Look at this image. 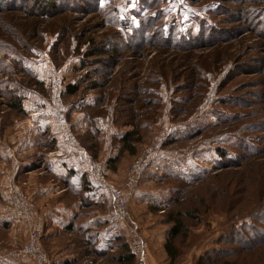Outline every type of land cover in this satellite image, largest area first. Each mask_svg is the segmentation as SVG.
<instances>
[{
	"label": "rangeland",
	"instance_id": "rangeland-1",
	"mask_svg": "<svg viewBox=\"0 0 264 264\" xmlns=\"http://www.w3.org/2000/svg\"><path fill=\"white\" fill-rule=\"evenodd\" d=\"M61 89L74 151L51 114ZM54 149L79 161L73 177L49 173ZM79 153L126 193L129 220ZM16 192L33 219L4 211ZM58 201L71 234L45 223ZM177 216L174 264H264V0H0V264H39L23 254L33 222L52 264L65 249L71 264H138L118 260L134 228L148 264H167Z\"/></svg>",
	"mask_w": 264,
	"mask_h": 264
},
{
	"label": "built area",
	"instance_id": "built-area-1",
	"mask_svg": "<svg viewBox=\"0 0 264 264\" xmlns=\"http://www.w3.org/2000/svg\"><path fill=\"white\" fill-rule=\"evenodd\" d=\"M64 93L63 89L57 91V100L60 106L51 108V114L54 120L57 122L61 136L67 146L74 151L77 149V138L75 134L68 130V121L65 115L64 106L62 105L61 95ZM81 163L84 164L85 170L90 177L104 186L106 189L110 190L112 194V198L114 201V214L116 218H118L122 222H126L125 220H129V209L126 205L128 198L126 197V193L121 189L117 188L108 179L105 177L102 170V161L99 160H88L85 159L84 153H79ZM154 156V152H150L147 157L144 159H138L133 164V168L131 169V174L129 178L126 179V187L131 189L134 184L139 181L142 173L149 167L152 158ZM15 193V189L13 190ZM129 197V196H128ZM14 207H6L4 208L5 212H12L17 218L21 219H33V213L29 210L27 206H29V200L27 195L16 192V194H12L11 196ZM10 212V213H11ZM129 225V223H127ZM28 230V239L26 246L24 248V256H34V259L39 264H52L51 260L48 258L47 254L44 252L40 245V236L43 232V226L40 222H33L29 224ZM137 228H134L133 233H131V239H133L132 246L130 245V250L133 255L137 257L138 264H148L147 261V243L143 237H141L137 231Z\"/></svg>",
	"mask_w": 264,
	"mask_h": 264
},
{
	"label": "crops",
	"instance_id": "crops-1",
	"mask_svg": "<svg viewBox=\"0 0 264 264\" xmlns=\"http://www.w3.org/2000/svg\"><path fill=\"white\" fill-rule=\"evenodd\" d=\"M89 103V102H88ZM76 106H79V104H77ZM93 131H96L97 128L92 127ZM49 158L51 160V170H49V173H51V175H53L54 177H61V178H70L73 177L74 175H71L70 169L72 168V171L78 170L79 171V161H77V159L72 156V154L68 153L66 150L63 151H58V149H54L53 151L49 152ZM117 156V154H116ZM113 158V157H112ZM54 159H60L63 163L62 165V170H57L56 169V160L54 161ZM55 164V166H54ZM64 166V167H63ZM69 168V169H68ZM63 192V189H59L56 188V190L54 191V195H57L56 197H58L59 193ZM135 192V191H133ZM57 203V204H56ZM53 208H51L48 212H47V216H46V224L48 223V227L50 226H54L57 229L60 230H64L66 232H68L67 234H71L72 231H70L69 228H74L75 226V218L74 215L75 213L72 211V208L69 207L68 204L65 203H61V201L56 202ZM5 217V215H4ZM8 221H12V219H8L6 218ZM15 221L13 220V223ZM47 227V228H48ZM49 228L45 231V236L48 235L49 233ZM87 239V238H86ZM97 242V241H96ZM100 245L102 243V241L100 240ZM69 248V247H68ZM71 250V249H70ZM69 249H65V253L64 251H61V254H55L52 258L53 259V264H71V262L74 260L75 256L79 255V254H72L71 251ZM71 253V254H70ZM153 263V262H152ZM151 263V264H152Z\"/></svg>",
	"mask_w": 264,
	"mask_h": 264
},
{
	"label": "trees",
	"instance_id": "trees-1",
	"mask_svg": "<svg viewBox=\"0 0 264 264\" xmlns=\"http://www.w3.org/2000/svg\"><path fill=\"white\" fill-rule=\"evenodd\" d=\"M90 54L91 55H96L97 52L92 51ZM78 88L79 87H78L77 84H69L67 86V91H66L67 95L68 94H75L77 92ZM17 106H20V104L17 105ZM134 135H135L134 131H132V132L131 131H127L124 135H122L121 141L123 142V150L124 149H128L127 147L131 143V141L134 139L133 138ZM123 150H121V151H123ZM119 157L120 156L118 154L117 156H115L113 158H110V160L108 162V165L111 167V164L117 162ZM183 227H184L183 221L179 218V216L175 217L174 226L168 232V237H167V240L165 242V249H166V251H167V253H168L169 257H170V261L167 264H174V262L176 260V257L179 254L178 253V248H177V246H176V244L174 242H175L176 237L181 233ZM126 248H127V246H125V248H123V249H126ZM126 250L128 252L126 251L125 253L121 254V256L118 257V260L121 263L125 262L126 260H129V258L133 259L134 255L130 253L129 246H128V249H126ZM201 261H204V259H201ZM201 261H199V263L202 264ZM65 264H68V263H65Z\"/></svg>",
	"mask_w": 264,
	"mask_h": 264
}]
</instances>
